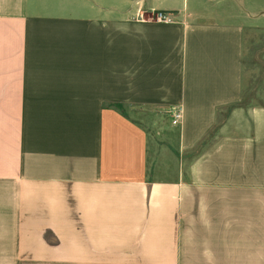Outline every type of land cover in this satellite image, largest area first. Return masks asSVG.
<instances>
[{
    "label": "crops",
    "instance_id": "0c3cea01",
    "mask_svg": "<svg viewBox=\"0 0 264 264\" xmlns=\"http://www.w3.org/2000/svg\"><path fill=\"white\" fill-rule=\"evenodd\" d=\"M263 25L264 0H0V264H264Z\"/></svg>",
    "mask_w": 264,
    "mask_h": 264
},
{
    "label": "rangeland",
    "instance_id": "374dc122",
    "mask_svg": "<svg viewBox=\"0 0 264 264\" xmlns=\"http://www.w3.org/2000/svg\"><path fill=\"white\" fill-rule=\"evenodd\" d=\"M244 71H245V103L250 105L262 104L264 105V25L261 28V31L257 32H247V40H246V52L244 59ZM125 107H123L124 109ZM235 111V110H234ZM231 109L230 113H223V120H229L226 123L228 128L226 130L235 132L240 130L239 126L241 125L242 118L240 114L234 112ZM129 114L137 117V120L144 122L143 119L152 120L153 117L155 119H159L158 115L162 117V123L169 124L170 116H172L171 112L168 110H163L162 113H144L141 110L129 108ZM233 117V118H231ZM231 119V120H230ZM229 122V123H228ZM160 123V120L158 121ZM225 126V127H226ZM152 132L155 133L156 129L154 128V124L152 127ZM172 167L174 166L173 161L169 162ZM199 216V224L197 227V246L196 248H205L204 242V224L200 223L204 220V210L202 214ZM193 247L195 244L193 243Z\"/></svg>",
    "mask_w": 264,
    "mask_h": 264
},
{
    "label": "built area",
    "instance_id": "2783aa9c",
    "mask_svg": "<svg viewBox=\"0 0 264 264\" xmlns=\"http://www.w3.org/2000/svg\"><path fill=\"white\" fill-rule=\"evenodd\" d=\"M151 20L154 21H159V22H173L175 19L172 16V14L165 12V11H157L154 12L153 15L151 16ZM171 114H172V122L173 124H179L181 122V118H182V112L181 110L178 109H173L171 110Z\"/></svg>",
    "mask_w": 264,
    "mask_h": 264
}]
</instances>
